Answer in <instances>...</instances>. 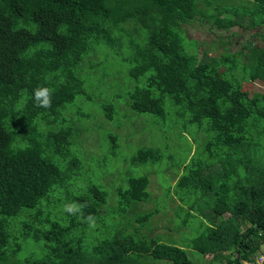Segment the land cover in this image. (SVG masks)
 <instances>
[{
	"label": "trees",
	"instance_id": "1",
	"mask_svg": "<svg viewBox=\"0 0 264 264\" xmlns=\"http://www.w3.org/2000/svg\"><path fill=\"white\" fill-rule=\"evenodd\" d=\"M240 1L0 0V264H245L264 253V46L248 40L241 50L217 57L207 50L200 55L197 39L185 44L190 38L184 25L199 16L219 28H253L254 36L264 37V0ZM93 42L136 62L131 75L141 84L128 92L134 111L164 118L168 94L174 105L190 113V123L214 133L203 159L193 158L178 180L188 190L182 198V224L193 216L203 225L192 248L203 254L204 262L192 260L176 243L149 236V230L143 233L142 225L156 210L118 222L115 234L94 247V257L86 256L83 234L75 235L88 225L63 208L69 222L65 226L50 218L45 231L40 226L47 217L42 219L37 210L31 220L35 230L31 221H22L21 233H13L24 210L42 208L43 199L64 188L83 163L75 153L78 133L57 122L66 121V106L85 92L76 69ZM244 81L259 82L263 90L251 93ZM40 86L52 89L50 109L34 104L33 93ZM104 107L112 119L115 106ZM160 151L141 147L134 163L156 162ZM149 186V176L142 174L132 176L128 187H118L114 214L121 216L130 211L125 205L148 200ZM194 197L212 202L196 207ZM108 199L104 189L92 185L67 196L62 207L85 204L84 216L97 220ZM225 213L230 216L223 219ZM42 232L48 235L45 255L21 258L17 239L39 242Z\"/></svg>",
	"mask_w": 264,
	"mask_h": 264
},
{
	"label": "rangeland",
	"instance_id": "2",
	"mask_svg": "<svg viewBox=\"0 0 264 264\" xmlns=\"http://www.w3.org/2000/svg\"><path fill=\"white\" fill-rule=\"evenodd\" d=\"M228 3L240 5L242 2L229 0ZM184 28L185 36L190 38L188 40L197 39L200 42V55L207 50L211 56L220 57L228 50L231 52L241 50L243 45H247L248 40L264 46V37L254 36L256 29L236 26L227 30L219 28L214 21H205L200 16L193 22L185 24ZM262 30L264 32V26ZM234 32H237L235 37L232 35ZM188 40H185L186 45L194 43ZM91 45V52L76 69L85 82V92L78 94L75 100L66 106L63 114L66 121L57 122L58 127H70L74 129L75 134L78 133L75 138V153L81 157L83 163L75 174H71L72 178L64 188H55V191L49 194V199H43L42 208L40 205L33 209H25L19 220L13 223V233L20 234L23 228L22 221L33 220L35 216L33 214L37 210H42V219L47 217L40 226L44 227L45 231L50 228V224L46 222L50 218L53 221L60 219L65 226L69 222L60 211L63 208V201L67 196L83 193L88 187L95 185L104 189L109 199L103 206L94 229L87 226L75 230L77 231L75 235L83 234L87 257L95 256L93 249L99 241L110 239L115 234L118 222L129 223L132 215L156 210L158 214L142 225L143 233L149 230L150 232H147L149 236L152 235L162 242L176 243L187 250L192 260H200L203 254L192 248V240L202 232L203 225L199 218L193 216L190 217L189 224H182L183 217L186 216L181 210L182 206H186L182 198L186 197L188 190L180 188L178 180L187 173V165L193 158L201 156L203 159L204 146L214 133L190 123V113L184 112L181 106L174 105L168 94L164 99L166 108L164 118L134 111L129 104L128 92L138 83L141 84L140 79L131 75V69L136 66V62L125 61L123 56L116 55L104 44L93 42ZM95 48H98L97 54H94ZM243 84L251 93L263 90V84L259 82L244 81ZM106 104L115 106L112 119L106 116L107 110L104 107ZM112 136L116 138L113 140ZM151 146L161 150L158 161L134 163L133 158L138 150ZM210 170L214 171V167ZM142 174H147L150 178L151 197L128 207L125 205V210L130 211L125 214L120 212L121 216L114 214L118 206L117 188L128 187L132 176ZM59 197L63 201L57 200ZM192 200H196V207H203L212 202L208 199L197 200V197ZM229 216V213L222 215L223 219ZM115 217L121 218L116 221ZM31 222L35 230L36 222ZM134 225L139 224L135 222ZM129 231L124 232L132 233ZM43 234L42 232L41 235ZM44 235L39 242L34 239L18 238L22 246L19 256L23 259L29 256L42 258L46 253L44 242L48 237L47 234ZM87 260L89 262L90 259ZM199 262H204V259Z\"/></svg>",
	"mask_w": 264,
	"mask_h": 264
},
{
	"label": "clouds",
	"instance_id": "3",
	"mask_svg": "<svg viewBox=\"0 0 264 264\" xmlns=\"http://www.w3.org/2000/svg\"><path fill=\"white\" fill-rule=\"evenodd\" d=\"M52 89L46 86H40L34 90L33 100L36 107L50 109L52 107ZM86 207L85 204H79L76 202L67 203L63 206V211L71 216H77L81 218L84 223L88 225L90 229L96 227V218L89 214L84 216L83 208Z\"/></svg>",
	"mask_w": 264,
	"mask_h": 264
},
{
	"label": "built area",
	"instance_id": "4",
	"mask_svg": "<svg viewBox=\"0 0 264 264\" xmlns=\"http://www.w3.org/2000/svg\"><path fill=\"white\" fill-rule=\"evenodd\" d=\"M245 264H264V253L257 256L252 262H246Z\"/></svg>",
	"mask_w": 264,
	"mask_h": 264
}]
</instances>
